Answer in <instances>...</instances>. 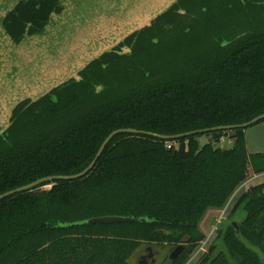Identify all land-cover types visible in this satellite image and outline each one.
Masks as SVG:
<instances>
[{
  "label": "trees",
  "instance_id": "trees-1",
  "mask_svg": "<svg viewBox=\"0 0 264 264\" xmlns=\"http://www.w3.org/2000/svg\"><path fill=\"white\" fill-rule=\"evenodd\" d=\"M62 11L60 0H20L4 26L19 43ZM263 114L264 0H179L78 79L17 106L0 135V195L83 172L119 129L177 136ZM245 130L176 141L117 135L87 176L0 201V264H132L145 244L187 264L207 239L206 214L264 174V154L249 153ZM205 135L212 141L201 145ZM222 138L233 146L221 148ZM101 217L136 221L85 223ZM196 264H264V183L238 198Z\"/></svg>",
  "mask_w": 264,
  "mask_h": 264
},
{
  "label": "rangeland",
  "instance_id": "rangeland-1",
  "mask_svg": "<svg viewBox=\"0 0 264 264\" xmlns=\"http://www.w3.org/2000/svg\"><path fill=\"white\" fill-rule=\"evenodd\" d=\"M64 1L66 3L65 13L53 19L52 24L50 25L47 35H45V37L28 39L27 41H25L24 46H22L20 50L14 49L13 51H6V56L8 55V58L3 57V64L5 65L6 63L11 66L14 65V68H18L17 73H22V75L19 76L21 77V79H15L16 82H20L22 85L21 88H17V86H14L16 91L19 89V91H24L28 95L31 93V91H29V93L27 91L33 89L36 86L33 85V83L36 81L34 80L35 76L33 75V73L37 71L36 68L38 67V62H40L39 64L41 65V69H39V72L43 69L47 70V68L51 65V62L54 63L52 59L55 60L63 51L67 52V48L62 47L64 46L63 44L74 43V40H76L78 33V30L76 28L80 29L82 25L85 26L82 27V30H84L83 34L88 35L93 40L91 41V38L87 39L88 46H91L92 44L93 47L94 44L97 45L95 49L100 50L113 48L130 31L135 30L136 28L138 29L144 24H146L147 22L145 21L152 17V14L150 13L151 9L155 8V5L160 4L162 1L164 2V0H154L155 2L151 0L153 2L152 3L151 1L143 0L142 5L144 6V8H146L143 11L137 10L134 13H131L130 11L127 12L125 16H121L119 14L109 16V10L112 9L111 3L120 1L125 6L126 3L128 5L133 4L135 0H75L76 4L78 5L79 13L94 14V16L92 15L91 17H88L87 20H84V15L77 13V7L74 4V0ZM100 8L107 12H105V14H101V12L99 13L98 10ZM89 22L90 24H88ZM92 22L94 24L98 22L99 24L97 23V26L101 25V29L104 28V31L101 32L102 34L100 33L101 35H97L96 37L94 36L95 34H92L94 28V24H92ZM108 22L109 25H107ZM101 29L99 28L100 31ZM53 39L57 42H60L56 47H50L48 44V41ZM77 43L78 42H75V44ZM22 48H24L23 53L21 52ZM51 48L52 50L54 49V51H51ZM77 57L76 55H74L73 57L71 56L70 58L64 57L62 58L61 62L63 65H67L69 63L76 64ZM27 69L29 70V73L25 72L28 71ZM25 78L28 79L25 80ZM245 138L249 153L264 154V121L247 128L245 130ZM228 140L229 139L226 138L225 144L219 143V146L223 149H229L233 146V143L229 144ZM211 141L212 138L207 135L202 136L200 138L201 145H205ZM261 183H264V174L257 175L256 177L252 178V180L248 184L244 185L240 190H238L237 193H235V195L230 200L228 207L219 211L212 210L206 214L200 227L201 231L205 234L207 239L202 243L201 247L199 248V251L187 264H196L200 257L203 255V253H205L209 249L211 244L215 243L217 237V229L220 223H223V221L225 222L226 219H228L230 212L234 207V203L238 200V198L251 186L258 185ZM51 188L52 186L49 185L44 189ZM244 218L245 214L243 212H239L238 217L236 219L240 222V220H243ZM148 248H151L153 250L155 257L157 258L158 264H160L161 260L164 261L166 257L168 258L171 251V249L166 246L145 244L131 258V263L142 264L143 256L147 255Z\"/></svg>",
  "mask_w": 264,
  "mask_h": 264
},
{
  "label": "water",
  "instance_id": "water-1",
  "mask_svg": "<svg viewBox=\"0 0 264 264\" xmlns=\"http://www.w3.org/2000/svg\"><path fill=\"white\" fill-rule=\"evenodd\" d=\"M19 1L20 0H0V118H1L0 119V135H2L12 125V117H13L15 109L17 108V106L19 104H21L22 102H24L26 100H31L32 102H36L39 99L46 96L47 94H49L53 89L59 87L60 85L68 82L69 80H71L73 78L77 79L79 76V73L84 68H86L92 61L98 59L103 54L112 51L115 47H117L121 42H123L126 38H128L133 33L137 32V31H139V30H141L147 26H150L152 24V22L157 17H159L163 13L167 12L179 0H164V2L162 1L160 4L155 5L156 7L151 9V11H150V13L152 14L151 15L152 17L150 19H147V21H145L147 23L138 29L136 28L135 30L130 31L113 48H107L104 50H100V49H95L97 47V45L93 44V47H92V44H91V46H88L87 39H89L91 37L83 34L84 30H82V27H85V26L82 25L80 27V29L76 28L78 30V33H77L76 40H74V43L63 44L64 46H62V47L67 48V52L63 51L62 53H60V55L55 60L52 59V61L54 63L51 62V65L47 68V70L43 69L39 72V69H41L40 68L41 65L39 64L40 62H38V67L36 68L37 71L33 73V75L35 76L34 80H36L33 83V85L34 86L36 85V86L33 89H30L27 91L28 93H29V91H31V93L29 95L24 91H19V89L16 91L14 86H17V88H21L22 85L20 82L19 83L16 82L15 79L16 80L21 79V77H19V76L22 75V73H20V72L17 73L18 68H16V67L14 68V65L11 66V65L6 64V63L4 65L2 62L3 57L8 58V55L6 56V51H9V50L13 51L14 49L20 50L21 47L24 46L25 41H27L28 39L45 37V35H47V32L49 30L50 25L52 24L53 19L55 17H59L65 13L66 3L64 0H60L61 4L63 6L62 13L52 15L51 21L43 33L33 35V36L26 35L25 38L21 42L16 43L12 39V37L8 34V32L4 26V20L7 17V15L12 10H14L15 6L17 5V3ZM148 1H151V0H148ZM142 3H143V0H135L133 4L128 5L126 3L124 6V4L122 2L116 1V2L111 3L112 9L109 10L110 13H108V14H109V16H114L116 14H119L121 16H125L127 14V12H130V11H131V13H134L137 10L143 11L146 8H144ZM74 4L77 7V10H76L77 13H79L78 12V5L76 4L75 0H74ZM98 12L99 13L101 12V14H103V13L105 14V12H107V11L100 8L98 10ZM79 14L84 15V17H85L84 20H87V18L91 17L92 15L94 16V14H92V13H88V14L79 13ZM97 23L94 24L92 22V24H94L92 34H95L94 36H96V37H97V35H101L102 34L101 32L104 31V28L102 27L103 29H101V25L97 26ZM88 24H90V22ZM107 25H109V22ZM99 28L101 29V31L99 30ZM92 34H89V35H92ZM91 41H93L92 38H91ZM48 42H49L48 44L50 47H52V46L56 47L60 43L54 39L50 40ZM75 42H78V43L75 44ZM89 43H91V42H89ZM73 44H75V45H73ZM23 50H24V48H22V50H21L22 53L24 52ZM50 50L54 51V49L52 50V48ZM11 54H13V53H11ZM61 54H62V56H61ZM74 55H76V57L78 55L76 64H70V63L67 65L62 64V62H61L62 58H64V57L70 58L71 56L73 57ZM17 61H19V60H17ZM21 63H22V61H21ZM25 72L29 73V70L25 71ZM26 79H28V78H25V80ZM262 121H264V114L253 119L252 121H250L248 123H245V124L233 125V126H220V127H216V128L204 129V130L186 133V134L177 135V136H161V135L153 134L151 132L139 131V130H135V129H119V130L112 132L107 137V139L102 144V146H101L98 154L96 155L95 159L92 161V163L83 172H81L79 174L71 175V176L58 175V176H50V177L41 178V179H39L33 183H30L28 185H25L23 187L17 188L15 190H12V191H9L7 193L0 195V201L6 199L8 197H11L13 195H16L18 193L33 191L34 189H37L38 187H40L42 185H43L42 187L45 188V187L51 185L52 183H54L55 181H72V180H78V179H81V178L87 176L96 166L99 158L103 154V152L106 149V147L108 146V144L113 140L114 137H116L119 134H142V135H149V136L158 137V138H161V139L166 140V141H176V140H179L181 138L189 137V136L196 135V134H206V133H212V132H217V131H232V130H236V129H247V128L254 126V125H256ZM127 221H136V219L127 218V217H101V218L89 220L85 223H88V224L116 223V222H127ZM77 224H84V223L82 222V223H77ZM175 255H176V252H174L171 255V257L169 258V261H167L166 264H169L175 258Z\"/></svg>",
  "mask_w": 264,
  "mask_h": 264
},
{
  "label": "flooded vegetation",
  "instance_id": "flooded-vegetation-1",
  "mask_svg": "<svg viewBox=\"0 0 264 264\" xmlns=\"http://www.w3.org/2000/svg\"><path fill=\"white\" fill-rule=\"evenodd\" d=\"M119 53H122V54H124V53H128V52H130V48L129 47H121L120 48V50L118 51ZM78 78H79V76H78ZM77 78V79H78ZM228 219H226V221H227ZM233 224H234V226H237V223L239 222V221H237V219H235L234 221H231ZM223 223H224V221H223ZM223 223H220V225L221 224H223ZM220 225H219V227H220ZM174 253V250H171L170 251V255L168 256V258L166 257L165 259H164V261L163 260H161V262H160V264H166L167 263V260H169V258L171 257V255ZM177 254V253H176ZM142 256V255H141ZM146 263H151V264H158V262H157V258L155 257V255H154V252H153V250L151 249V248H148L147 249V255L146 256H143V261H142V264H146Z\"/></svg>",
  "mask_w": 264,
  "mask_h": 264
},
{
  "label": "built area",
  "instance_id": "built-area-1",
  "mask_svg": "<svg viewBox=\"0 0 264 264\" xmlns=\"http://www.w3.org/2000/svg\"><path fill=\"white\" fill-rule=\"evenodd\" d=\"M222 144H225L226 142V139L225 138H222L221 141H220ZM229 144H232V141L228 140ZM173 144L172 143H168L167 147L170 149L172 148Z\"/></svg>",
  "mask_w": 264,
  "mask_h": 264
}]
</instances>
